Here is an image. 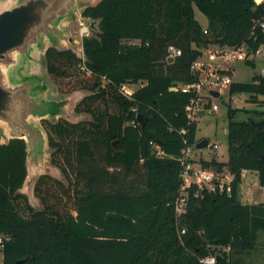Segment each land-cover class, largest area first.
<instances>
[{
    "label": "trees",
    "instance_id": "trees-1",
    "mask_svg": "<svg viewBox=\"0 0 264 264\" xmlns=\"http://www.w3.org/2000/svg\"><path fill=\"white\" fill-rule=\"evenodd\" d=\"M83 16L97 20L82 37L83 56L53 46L45 56L62 92L90 91L75 111L92 118L42 120L52 163L66 182L39 177L41 209L18 191L27 174L25 140L0 144V234L8 236L2 264H204L211 254L215 264H235L233 256L252 251L264 230V201L244 204L238 197L244 170L256 171L264 186V110L236 120L229 108L228 160L200 164L234 173L230 192L196 195V186L185 188L181 178V149L198 141L197 120L186 111L194 91L182 85L198 80L192 64L203 47L245 44L251 53L264 44L258 22L264 2L101 0ZM170 45L181 50L171 61ZM124 84L137 87L125 95ZM229 92L257 100L264 96V75L233 82ZM185 191L186 211L178 216L176 199Z\"/></svg>",
    "mask_w": 264,
    "mask_h": 264
},
{
    "label": "water",
    "instance_id": "water-1",
    "mask_svg": "<svg viewBox=\"0 0 264 264\" xmlns=\"http://www.w3.org/2000/svg\"><path fill=\"white\" fill-rule=\"evenodd\" d=\"M100 1L0 0V144L11 138L25 140L27 174L18 191L25 193L33 206L40 200L35 194V185L42 174L62 181L66 179L62 170L52 163L53 148L42 120L55 122L63 117L78 122L89 119L81 117L83 112H76L75 106L90 93L77 89L58 94L59 88L48 71L45 53L53 46L72 49L83 56L82 40L72 35L66 25L76 21L90 29L96 28L97 20L83 16V11ZM172 59L169 57V61ZM212 93L219 96L218 91ZM137 119L143 125L146 122L141 112ZM112 145L119 149L116 140ZM209 146L213 147L207 137L195 143L197 149ZM21 261L23 259L18 262Z\"/></svg>",
    "mask_w": 264,
    "mask_h": 264
},
{
    "label": "rangeland",
    "instance_id": "rangeland-1",
    "mask_svg": "<svg viewBox=\"0 0 264 264\" xmlns=\"http://www.w3.org/2000/svg\"><path fill=\"white\" fill-rule=\"evenodd\" d=\"M194 7L196 18H198L202 25L207 24V16L199 10L196 5ZM83 26L85 25H82L79 22L69 21L66 28L81 42L83 37L81 34V28ZM132 42L136 43L139 41L132 40ZM225 48H228V46L221 47L218 44H211L208 47H203L202 54L197 59V64H200L199 66H206L209 70L220 61L221 57L219 53L221 49ZM262 48L264 51V45H262ZM250 60L253 61L250 64H246L245 60L235 61L232 71L234 82H249L254 79V76L261 73V69L264 67V52L261 54L251 52ZM43 68L45 70L44 64ZM201 75L204 76L205 72H202ZM55 84L59 88L57 93L60 95L74 91L62 92L58 84L56 82ZM127 87L134 90L137 86L127 84ZM80 90L84 93H90L87 89ZM258 97L259 98L257 100H253L251 94L247 92L235 93L231 95L229 90H225L220 96L213 98V101L219 105V108L216 111L203 110L198 114L195 118V120H197L196 140L207 137L213 147L209 146L197 149L195 145L192 146L190 153L193 156V163L195 167L200 166L202 159H211L212 157H215L218 160H228L229 144L227 129L230 120L229 108L235 110L234 119L236 120L248 119L250 117L258 118L259 115L256 110H264V96L259 95ZM80 115L81 117H87L89 119L92 118V115L87 112H83ZM116 144L118 146L117 141ZM60 177L65 179L62 175H60ZM64 181H66V179ZM263 194L264 186L259 184L256 171L245 170L238 188L239 200L244 204H255L264 201ZM34 207L36 209H41L43 208V203L39 200ZM232 259H234L235 264H264V230L259 231L256 246L252 251L249 253L239 254L237 256L234 255Z\"/></svg>",
    "mask_w": 264,
    "mask_h": 264
},
{
    "label": "built area",
    "instance_id": "built-area-1",
    "mask_svg": "<svg viewBox=\"0 0 264 264\" xmlns=\"http://www.w3.org/2000/svg\"><path fill=\"white\" fill-rule=\"evenodd\" d=\"M257 4L264 2V0H255ZM260 26L264 29V16L258 21ZM207 31V30H205ZM91 29L88 25L81 28V34L89 35ZM264 45V44H263ZM255 54L263 53L262 45L259 46L255 51ZM181 50L174 45L168 47V59L172 56L179 55ZM220 61L210 68L206 66H199L197 60L192 64V69L198 71V80L193 83L182 85V90L194 91V95L191 97L188 105L186 106L187 116L190 120H194L199 113L203 110L216 111L219 105L213 101L216 96L212 93L213 90L219 92V96L225 91L230 90L231 84L234 82L232 77V71L234 63L237 60H249L250 52L245 44H239L230 46L220 51ZM172 59V60H173ZM202 72L205 75L202 76ZM264 75V67L261 69V73ZM176 88V87H173ZM134 90L129 89L127 84L122 85V92L125 95H130ZM185 132V129H182ZM153 146L156 147L158 154H163V150L153 142ZM192 146L186 145L181 149V161L183 163V169L181 171L182 184L185 188L191 185H195L197 190L195 194L207 192H224L231 189V183L235 177V174L231 171L224 169L222 171L210 170L203 168L202 165L195 167L193 163V156L191 155ZM187 191V190H186ZM181 193L176 199V214L179 216L186 211V205L188 202L187 192ZM185 232V229H181V233ZM8 236L0 234V264L4 260L3 246ZM204 264H215L216 255L211 254L202 258Z\"/></svg>",
    "mask_w": 264,
    "mask_h": 264
},
{
    "label": "crops",
    "instance_id": "crops-1",
    "mask_svg": "<svg viewBox=\"0 0 264 264\" xmlns=\"http://www.w3.org/2000/svg\"><path fill=\"white\" fill-rule=\"evenodd\" d=\"M198 19V18H197ZM207 24H208V22H207ZM207 24H205V25H203V26H207ZM227 131H228V129H227ZM245 171V170H244ZM244 171H243V173H244ZM64 182H66V181H64ZM263 197H264V194H263Z\"/></svg>",
    "mask_w": 264,
    "mask_h": 264
}]
</instances>
